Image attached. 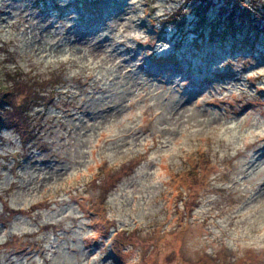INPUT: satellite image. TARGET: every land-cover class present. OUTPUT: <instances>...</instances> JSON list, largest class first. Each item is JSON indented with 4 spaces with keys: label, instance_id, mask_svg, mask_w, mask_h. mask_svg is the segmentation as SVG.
<instances>
[{
    "label": "clouds",
    "instance_id": "9594fccd",
    "mask_svg": "<svg viewBox=\"0 0 264 264\" xmlns=\"http://www.w3.org/2000/svg\"><path fill=\"white\" fill-rule=\"evenodd\" d=\"M189 2L177 5L176 18L191 13ZM129 3L135 6L141 0ZM109 29L104 33L109 46L97 55L96 38L52 51L50 45L36 43L39 37L31 29L17 33L10 25L0 26V78L6 70L41 83L54 76L61 81L54 90L40 93L54 91L56 101L45 121L47 134L40 142L44 150H34L28 158L35 161L33 168L40 158L46 159L50 171L33 172L23 165L15 170L25 150L22 132L0 128V264H117V259L119 264H163L172 253L154 241L158 232L175 231L169 229L174 215L184 217L182 251L190 264L204 258L220 264H264V104L240 115L230 110L233 104L252 103L249 93L264 90V80L256 78L245 86L253 78L231 66L237 78L230 84L218 88L213 82L192 103H185L189 81L176 76L161 85L144 72L124 67L130 59L127 50L149 42L136 21L124 19L120 27L109 21ZM170 48L161 41L157 52ZM227 61L219 67H227ZM209 93L212 99H204ZM188 130L194 131L177 147ZM221 130L231 138L201 139ZM148 139L153 143L137 151L131 162L105 171L111 164L105 157L141 148ZM200 144L206 145L203 152ZM97 160L103 162L92 173ZM196 164L202 166L199 183L185 176L176 189L178 198L170 201L166 194L177 178ZM157 169L166 172L165 180L156 181ZM69 177H79L74 188L52 199L40 198L47 185ZM94 207L101 213L98 218L86 211ZM46 211L51 213L48 218ZM97 219L107 226L103 236L94 226ZM116 234L130 240L123 255H99ZM18 245L33 246L23 251Z\"/></svg>",
    "mask_w": 264,
    "mask_h": 264
},
{
    "label": "rangeland",
    "instance_id": "374dc122",
    "mask_svg": "<svg viewBox=\"0 0 264 264\" xmlns=\"http://www.w3.org/2000/svg\"><path fill=\"white\" fill-rule=\"evenodd\" d=\"M196 1L198 0H190L189 5L194 6L193 4ZM215 1L207 0L206 2L213 9L212 14L214 15H216L219 5ZM181 2L182 0H141V4L133 6L130 5L129 0H0V26L10 25L17 33L22 28L24 32H28L31 29L39 37L36 43L50 45L52 51H56L64 45H71L73 47L87 45L90 38H96L93 51L95 54L100 55L105 47L109 46V41L104 35L106 30L110 31L109 21L114 22L117 27H120V22L124 19H128L129 23L136 21L146 31L149 42L138 45L135 49H128L127 56L130 59L125 60L124 67L126 69L130 67L137 72H144L161 85H166L167 82L171 83L172 79L176 76L189 81L188 87L184 90V95L187 97L185 103H192L213 82H217L218 88L223 87L224 82L230 84L233 79L237 78V74L231 66L237 70L246 71L253 78L245 86H248V83H255L256 78L264 80V75H262L264 74V36H261L260 41L262 42L258 44V47L247 51L241 50L243 45H241V48L230 46V38L216 41L215 44L210 39L203 37L197 39L193 31L196 19L191 13L185 15L183 18V22L185 23L182 27L175 26L177 24L171 21L173 27L169 29L167 25L169 18L167 17ZM260 2L261 0H256V3L252 4ZM247 3L248 5L251 4V2ZM239 11L244 12L240 8ZM238 13L242 15L240 12ZM25 25L28 27L25 28ZM238 26L240 27L241 24ZM175 27L178 29H175ZM8 39L10 37L5 36V40L7 41ZM53 41L55 43H52ZM161 41L171 45L170 50L165 51L163 54L157 52V47ZM224 61H227L226 64L228 66L220 68L219 65ZM5 72H7V75L11 73L6 70L3 72L1 78L3 82L7 81ZM17 73L22 78V74ZM23 79L30 81V84H33L31 85L32 87L36 86L39 88L40 93L49 88L54 90L56 85L61 82L57 76H54L51 80H45L43 83L39 79ZM145 90H149L147 84L145 85ZM249 96H254L252 103L233 104L230 110L234 114L240 115L251 108L264 104V90L249 93ZM204 99H212V93H209V96ZM55 101L56 95L53 91L49 95L44 96L39 105L32 106L29 109L28 116L21 114V117L11 119L10 121L12 122L4 126V128H15L17 131L22 132L23 135L25 150L22 155L17 157L15 170L19 171L22 165L25 170L33 172L37 168L49 170L47 169L46 159L40 158V164L36 165V168H33L35 161H28V158L34 150H44V145L40 142L47 134L45 131L47 128L45 121L49 107ZM216 103L219 104V100ZM67 106L65 105V107ZM24 130H27L28 133ZM110 131L115 134V128L110 129ZM191 131L194 130L186 131L181 140L176 142L177 147L187 140L188 134ZM208 135H215L217 139L231 138L230 136H225L223 130H221L219 133L210 131L205 137H201V139L206 140ZM152 143L153 141L148 139L147 143L141 148L136 150L129 148L124 155L118 157H113L112 155L105 157V159L111 160L110 166L105 171L112 172L119 169L122 165L128 164L136 156L137 151L142 152L148 149ZM205 146V144L199 145L201 152L204 151ZM177 147L172 148V152H176ZM5 150H7V145H5ZM165 156L167 157V153H165ZM24 161H28V163L24 164ZM102 162V160H97V163L91 167V172L95 173L96 168ZM207 166V164L203 165L205 168ZM200 171H202L201 164H196L193 171L178 177L175 188L166 194L167 198L170 201H175L178 198L176 189L184 183L185 176L194 185H197L199 182L196 180V176ZM11 175L9 173V178ZM155 176L156 181H162L167 178L166 172L161 169L156 170ZM78 180L79 177H69L64 183L49 184L45 187L44 193L40 198L43 199L47 195L48 199H52L61 190L68 192L75 187ZM49 189H51V192H49ZM2 199L3 197H0V200ZM33 203H36V201H33ZM86 211L94 218H98L101 215L98 207L89 208ZM8 212L12 216L16 215L14 210L6 208V213ZM44 215L45 218H48L51 213L50 211H46ZM244 215H248V213ZM169 219L171 220L169 229H175V231L163 234L158 232L154 241L157 244L165 245V253H172L171 255H165L163 264H172L174 259L176 260V264H190L189 261L184 259L182 251L184 217L182 215H174L170 216ZM94 226L101 229V236L105 235L107 226L103 225L99 219H97V223ZM128 243H130V240L127 237H122L121 234L113 235L100 248L99 255H112L114 258H120ZM32 246L28 245L27 247ZM18 247L23 251H27V247L24 245H18ZM117 264H119L118 259ZM150 264H155V261L150 262ZM198 264H220V261L204 258Z\"/></svg>",
    "mask_w": 264,
    "mask_h": 264
},
{
    "label": "trees",
    "instance_id": "16d2710c",
    "mask_svg": "<svg viewBox=\"0 0 264 264\" xmlns=\"http://www.w3.org/2000/svg\"><path fill=\"white\" fill-rule=\"evenodd\" d=\"M206 2L207 0H198L194 2V6H186L191 8V14L196 19L193 28L195 38L210 39L213 44L230 38V46L241 48L243 45L241 50L245 51L255 49L262 42L260 38L264 36V0L257 4H252L256 0H216L219 3L216 15L212 14L213 9ZM247 2L251 4L248 5ZM240 3L247 6L241 7ZM239 8L244 12L239 11ZM184 17L185 15H180L176 18L175 9L167 17V21H174L177 24L175 26L182 27L185 23ZM5 73L7 81L3 82L0 78V128L12 122L11 119L21 117V114L28 116L29 109L39 105L44 98L39 88L32 87L33 84L21 78L18 73ZM24 131L28 133L27 130Z\"/></svg>",
    "mask_w": 264,
    "mask_h": 264
}]
</instances>
